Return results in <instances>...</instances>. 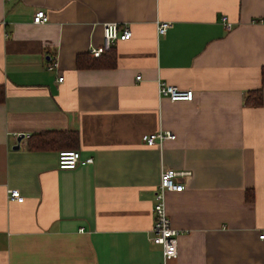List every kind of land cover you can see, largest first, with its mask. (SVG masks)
I'll return each mask as SVG.
<instances>
[{"label": "crops", "instance_id": "1", "mask_svg": "<svg viewBox=\"0 0 264 264\" xmlns=\"http://www.w3.org/2000/svg\"><path fill=\"white\" fill-rule=\"evenodd\" d=\"M261 19L264 0H0V264L162 263L150 236L165 169L191 173L165 195L178 231L166 264H264V89L245 104L262 87ZM106 22L130 39L78 67ZM160 82L194 98L161 97ZM65 131L75 148H30ZM159 131L174 139L142 141ZM61 150L94 163L59 169Z\"/></svg>", "mask_w": 264, "mask_h": 264}, {"label": "built area", "instance_id": "2", "mask_svg": "<svg viewBox=\"0 0 264 264\" xmlns=\"http://www.w3.org/2000/svg\"><path fill=\"white\" fill-rule=\"evenodd\" d=\"M48 21V16L43 10H39L34 14L33 23L43 24ZM264 22V19L259 20ZM222 25L226 30H231L233 24L227 17L221 18ZM168 22H160L157 25L158 35H164L169 29ZM103 29V43L97 47H91L89 53L93 57H100L104 52L114 48L118 41H126L131 37L130 29L120 27L117 23L106 22L102 25ZM57 68V61L53 58L48 66L49 70ZM140 79V76H137ZM63 80L62 76L58 77V81ZM158 93L161 97H167L171 101H191L194 98L192 90H180L175 86L169 85L165 82H160L158 86ZM166 139H174V135L169 131H159L155 133H147L142 136V141L147 146H154ZM92 157L83 158L81 153L77 150H61L57 155V166L59 169H75L80 165L93 164ZM188 171H176L173 169H165L161 173L160 183L156 189L155 202L153 206L154 224L151 230L150 242L161 247L163 262L159 264H166L167 261L175 259L178 255V231L173 227L172 221L167 213L165 205V195L167 192H181L184 190V183L178 179L190 176ZM9 198L18 203L24 201L19 189H9ZM264 238V234L260 235Z\"/></svg>", "mask_w": 264, "mask_h": 264}, {"label": "trees", "instance_id": "3", "mask_svg": "<svg viewBox=\"0 0 264 264\" xmlns=\"http://www.w3.org/2000/svg\"><path fill=\"white\" fill-rule=\"evenodd\" d=\"M113 50L104 52L100 57H93L91 54L89 56L93 61H87L85 64H79L78 67H95L102 66L100 63L101 58L109 54ZM112 62L106 64L105 66H114L115 65V57L112 55ZM262 87L256 91H250L246 94L245 104L251 106H259L262 104V92L264 89V67L262 69ZM4 99V90L0 86V102ZM78 143V135L74 132H48L44 134H39L33 139L30 143V148L32 150H45L54 147L73 149Z\"/></svg>", "mask_w": 264, "mask_h": 264}, {"label": "water", "instance_id": "4", "mask_svg": "<svg viewBox=\"0 0 264 264\" xmlns=\"http://www.w3.org/2000/svg\"><path fill=\"white\" fill-rule=\"evenodd\" d=\"M24 137V135H21L19 138H18V143L21 141V139ZM19 145H17L15 148H18Z\"/></svg>", "mask_w": 264, "mask_h": 264}]
</instances>
